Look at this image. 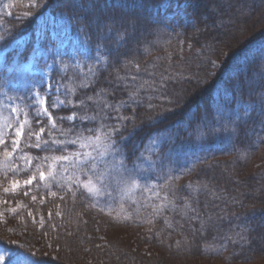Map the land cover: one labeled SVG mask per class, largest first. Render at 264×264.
Here are the masks:
<instances>
[{
  "label": "trees",
  "instance_id": "obj_1",
  "mask_svg": "<svg viewBox=\"0 0 264 264\" xmlns=\"http://www.w3.org/2000/svg\"><path fill=\"white\" fill-rule=\"evenodd\" d=\"M164 1L166 0H41L40 2L46 6L39 9L28 23L20 24L14 17H8L2 22L0 35L5 36V33L9 32L13 35L11 37H14L22 31L26 34L25 40L8 46L10 48L5 54L1 67L10 66L19 59H28L34 43L44 36L50 37L51 28H62L67 24L71 27L69 31L79 32L93 50L101 49L99 52L109 58V63L97 67L98 74L94 78L96 81L94 84L84 81L89 83V87H78L80 81L77 74L72 71L56 72L58 74L56 80L62 85L68 82V77L73 73L72 83L76 86V95L72 97L73 100L94 95L97 89L104 88L109 90L110 94L107 97L109 102L114 104L116 101H128L131 107L121 108V113L125 116H134L136 123L143 129L137 130L131 139H127L128 133L133 130L132 121H127L125 122L127 128L121 127L120 135L116 136L120 148L127 157L128 167L133 169V162L142 152L145 157L147 154L150 155L151 159L156 161L155 167L149 168L145 164L143 171L138 175L134 172L137 179L143 187L158 186L160 197L163 198L164 193L167 192L169 199L171 198L170 200H173L176 205L175 207L169 205L159 215H154L153 223L156 229L147 232L145 220L153 215L152 206L155 205L156 200L151 192L140 188L123 197L118 196V191H112L114 197H110L115 198L114 201L118 197H123L127 203H134L133 209H139L140 215L133 216L131 219L123 217L120 215V206H118L116 210L111 209L105 217L103 214L106 215V212L98 208V203H95L93 196L81 188L76 183V179L71 182L68 180L69 184L61 191L62 198L58 202L56 200V204L60 203L57 208L61 218L53 222V226H49L46 233L47 235L50 233L49 236L52 238L55 236L57 241H63V244L73 246L77 243L75 234L101 218V223L104 225L137 229L140 231L137 233L143 240L167 245L170 247L169 251H172L167 256L168 260H173L175 257L181 259L188 257L195 261L204 257L223 258L234 263H249L264 258V229H261V224L264 223V204H262L264 203V177H257L260 175L258 171L255 173L242 167L256 160L259 153L264 156V69L261 70V60L264 57V30H260L259 33V30L248 32V34L256 35L245 40L242 45H239L238 41L232 44L229 49H237L230 53L232 57L222 59V65L217 69L211 71L203 62L198 63L197 58L195 60L193 57L189 58L191 53L186 56V64L184 62L182 65L174 66L169 56L171 49H167L170 48L168 43L162 42L155 45L153 42L167 25L164 18L162 19L164 14L148 10L149 5L161 4ZM168 1L171 2L168 12L172 11L173 4L179 8L182 3L185 4L188 16L182 20L180 28L191 36L195 35L193 29L200 30L201 24L204 25L202 29L204 31L200 35L211 33L206 24L215 18L217 13L225 20H230L234 15V23L238 19L246 20L244 18L242 20V16L234 7L235 11L231 10L232 14H227L225 10L221 12V8L226 6L212 12L210 6L215 3L208 5L204 3V0ZM239 1L242 0L233 1V5L236 6ZM250 1H253L254 5L264 2V0ZM113 3L116 7L111 6ZM220 3L221 1L217 5ZM210 11L212 13H209ZM60 16L65 17V22L63 18H59ZM122 19L135 21V27L129 28L124 39L118 35ZM112 21L116 22V29L109 32L106 30V25ZM231 25L232 23L227 26ZM147 31L148 33L145 34ZM143 34L145 35L141 36ZM259 42H262L263 46L258 50L254 49ZM133 44L137 46L131 51L130 47ZM129 60L140 65L139 73H135L134 70L129 73L126 67ZM177 60L179 59L176 58L173 61L177 62ZM179 62L182 61L179 60ZM131 74H135L137 79L129 83L127 88L123 81L116 79L117 75L130 79ZM141 84L144 86L139 88L136 103H132L129 100L128 91L135 90ZM194 84H201L202 88L195 91L194 89L188 91L187 88L185 95L182 98L179 97L184 85L189 87ZM61 89L59 96L64 99L62 93L65 89L63 87ZM192 90L194 92H190ZM16 93L21 102V108L29 113L32 130L39 131L40 127H45L48 119L37 117L31 111L34 99L32 92L24 89ZM53 100L55 98L50 97L48 104H51ZM224 102L226 104L223 105ZM238 103L247 106L245 115L243 112L241 115L231 112ZM149 104L153 107L149 108ZM132 108H135L134 112ZM49 111L53 117H66L73 111H79L83 115L85 111L92 114L98 109L92 101H87L86 108L62 106L56 109L49 108ZM105 111L109 113L110 118L103 122L115 125L117 123L113 118L115 113L110 110ZM150 117L153 119L150 120ZM38 119L39 124L36 123ZM92 122L95 123L64 120L61 126L68 129L73 127L74 123L76 130H81L95 127L99 121ZM199 126H202L200 130ZM199 131L208 133L206 137L202 133L207 140L204 144H200L197 140L196 132ZM9 132L11 135L13 129H9ZM87 134L85 132V135ZM121 135L125 137L124 140H120ZM150 135L152 139H159L158 143L151 144ZM21 138L17 156L25 152L33 157L41 158L64 154L63 148L52 145L51 141L49 147L37 149L26 146L24 137ZM43 138H48L47 129ZM55 138L65 139L58 132ZM34 142L35 137H32L30 143ZM6 144L11 151L9 138ZM64 147L68 152L76 149V146L71 144ZM3 150L4 146L0 145V153H3ZM22 163L26 162L22 161ZM37 163L42 162L33 160L32 166H27L24 173L35 172ZM233 164L236 165L235 168ZM82 174L80 180L89 176ZM169 176L172 177L169 182L171 189L162 187ZM189 182L191 187L188 186ZM129 196L133 201L127 198ZM185 198L195 211L184 207ZM143 214L144 222L140 218ZM130 215L134 214L129 212ZM195 216L199 218L194 219ZM8 236L0 220V243H4ZM108 238L115 239L117 236L110 234ZM131 239L133 238L127 239L121 246L116 245L126 251ZM89 241L93 243L94 239L89 238ZM92 245H94L93 252L97 253V259L100 256L102 262H111L107 247L96 246L94 243ZM110 245L111 243L106 246ZM60 248L58 245L57 251ZM76 255L77 253L73 252L69 257L76 260ZM144 255L142 254V257H145ZM49 260L51 264H59V260L62 259L59 258L58 253L54 261L51 258Z\"/></svg>",
  "mask_w": 264,
  "mask_h": 264
},
{
  "label": "rangeland",
  "instance_id": "obj_2",
  "mask_svg": "<svg viewBox=\"0 0 264 264\" xmlns=\"http://www.w3.org/2000/svg\"><path fill=\"white\" fill-rule=\"evenodd\" d=\"M220 1V5H217V3ZM229 1L204 0V3L208 5L215 3V5H211L212 7L210 6V10L212 12H214V10L217 8L226 6L225 8H221V12L222 10H225L227 14H232L231 12L235 11L234 8H237V13L242 16V20L243 18L246 20L241 21L238 19V21L234 23V15L232 18H230V20H225L224 17L220 18L219 13H217L216 17L211 19L210 22H208L209 24L207 23L208 25L206 24L208 30H210L211 33L213 32L212 34L208 32L204 35H200V33L204 31L202 30L204 29V25L201 24V26H199L200 30L198 28L193 29L195 31V35L193 36L187 35L180 28L182 20L188 16V11L184 3H182L181 8L173 4L174 7L172 8V11L169 12L167 10L171 6V2L168 0L161 4L149 5V11L158 14H164L162 19L164 18V22L167 24L158 33L157 37L155 38L156 40L153 41L154 44L156 45L162 42L168 43L170 48L167 49H171L169 56L174 66H179V64L182 65L184 62L186 64V56L188 54L190 55L191 53L189 58L193 57L194 60L197 58L196 61L198 63L203 62L206 64V68L209 70L212 71L215 68H219L222 65V59L232 57L230 56V53L237 49H229L232 44L238 41L239 45H242L245 40L256 35L251 33H249L251 34L249 35L248 32H251L252 30H259V33L260 30H264V2L254 5L253 1L242 0L237 2L235 6L233 5V1L235 0ZM32 3L33 0H0V29H2L3 26L2 22L6 21L8 17H14L15 21L20 22V24L24 22L28 23V20H31V18L39 11V9H41L30 7L29 5ZM211 11L209 13H212ZM25 13H31V15H25ZM15 14H17V16H15ZM59 18H63L65 22V17L60 16ZM230 23H232V25L227 26ZM69 29H71L69 24L62 28H51L50 37L44 36V38L40 39L37 43H34L28 59L20 60L15 63L13 62L11 66H0V114L9 116L8 123H13L15 119L14 114H10V108L8 106H15L19 109H23L21 108V102L19 98H17L16 92L18 90L31 89L32 94L36 91H40L47 97V103L50 97L56 99V97L62 92V89H60V93L55 91L56 85L59 84L56 80L58 75L56 72H61L62 70L59 62L55 64L53 63V60L57 59V57L53 55V52L61 53L59 59L62 60L64 64L69 65L68 70L62 72H75L74 74H77L79 81L81 80L83 74L79 69L72 67V65L79 61L80 64L84 66V71L86 72L88 65L96 63L95 58L98 54L104 56L101 52H99L101 49L93 50L90 47L91 45L88 43V41L84 39L79 32L72 31L71 33ZM54 30H56V32H54ZM147 33L148 31L145 32V34ZM25 34L26 33L22 31L17 36L14 35V37H11L13 35H11L9 32L5 33V38L0 40V65L1 63L3 64L6 50L10 48L8 46L13 45L14 43H20L22 40H25ZM145 34L141 36H144ZM218 41L219 43L217 44ZM136 46V44H133L130 47V50H135ZM262 46L263 43L259 42L254 49L258 50ZM42 48L44 51H41ZM48 49H51L52 52L47 51ZM85 49L87 50L86 52L84 51ZM227 49L231 51H228ZM173 53L174 55H172ZM221 53H224V55H221ZM176 58L182 62H179V60L174 62L173 60ZM213 61L215 62V66L212 63ZM261 62V70L263 71L264 57H262ZM46 65H50V67H46ZM73 73H71V76ZM41 78L44 79L45 83L36 84V81H39ZM34 84L35 87H33ZM49 84L52 85L51 90L45 91ZM186 86L187 85H184L181 88V92L179 94L180 98L185 95V89L187 88L188 91L190 89H194L195 91L196 89L202 88L201 84H194L190 85L189 87ZM194 91L192 90L190 92ZM189 94L191 95L192 93ZM226 98H228V96ZM224 104H226V102H224L223 105ZM246 109V105L238 103L231 109V112L235 115H241L243 112L245 115ZM23 110L26 112L25 109ZM41 117L47 118L45 116ZM20 118L23 119L22 113ZM90 123L92 124L95 122ZM91 127L93 128L94 126ZM201 128L202 126H199V130ZM9 129L11 128L5 127L4 131L10 134ZM196 133L198 142L200 144L206 143L207 140L205 137L208 133L206 134L203 131ZM202 133L205 137H203ZM7 138L8 137L5 138L6 142ZM155 140L156 143H158L159 139ZM76 148H78V146H76ZM16 154L17 152L13 154V157L9 161H7V166H5L4 163H0V220L2 222V226L4 225L5 231L9 234V239L6 238L4 243H0V251L9 248L16 249L17 245H24L28 251L36 253V257L39 259L40 264H51L49 259L51 258L54 261V258L58 256V253L59 258L62 259L59 260V264H115L117 262V264H262V261H264V258H261L249 263H234L228 262V260L226 261L223 258L209 259L204 257H201V259L195 261H192L194 259L188 257L183 259L175 257L173 260H168L167 256H169L172 251H169L170 247L167 245H161L162 243L158 244L157 242L150 243L149 241L143 240L142 236L137 233H140V231L137 229L122 228L110 224L104 225L101 223V218H98L96 222H94L92 225L90 224L85 230L83 229L75 234V237L77 236L76 245L69 246L63 244V241H57L55 236H53V238L50 237V233L47 235L46 230L49 228V226H53V222H57V220L61 218V213L57 208L60 203L56 204V200L58 202L62 198L63 192L61 191L65 189L67 184H69L67 183L68 180L71 182L77 178L76 175L71 168L68 172H61V164L66 166L67 162H54L51 159L48 161L41 160L43 164L42 170L45 173L49 171V165H52L55 178L53 179L49 177L45 180H39V175L36 173V180H34L31 185H25L24 181L28 180L34 172L25 174L24 169L28 165L26 163H22V160L19 159L20 156H16ZM54 156L59 155L57 154ZM149 156L150 155L148 154L146 155V157ZM45 157L51 158L53 156L48 155ZM104 159L110 160L111 157H105ZM257 159H254L252 163L242 165V167L251 172H260V175H257V177L261 178L262 176L264 177V174H262L264 173V156L259 153ZM2 160L3 156L1 152L0 161ZM98 164L99 169L102 170L104 168V164L99 162ZM233 165L232 166L235 168L236 165ZM128 168L131 169L130 167ZM17 169L22 170L17 172ZM82 173L83 172L79 173V178L82 177ZM88 175L91 174L88 173ZM124 175L127 177L128 173H125ZM133 175H135V173H133ZM70 176L71 179H69ZM93 179H95V177H93ZM17 181L19 182L20 187H18L17 190L13 192L12 183ZM103 185H107V187H102L101 195H92L95 203H98V208H101L103 212H106H104L106 215L103 214V216L106 217L111 209L116 210L118 206H120V215L123 217L131 219L133 216L140 215L139 209H133L134 203H127V201L123 198L125 195L128 196V194H131L132 192H123V186L118 185L112 179V177H107L103 181ZM5 188L9 189L8 193L4 192ZM112 191H118V196L123 197H118V199L114 201L115 198H113L114 196ZM26 192L28 193L27 195H25ZM53 193L55 195H53ZM33 196L36 197L35 200L32 199ZM129 197L127 198L130 201H133L131 200L132 197ZM161 199V197L160 199L156 198L155 205L160 204ZM118 203L120 204L118 205ZM121 205H123V210H121ZM13 208L16 209L15 214L11 213L10 211V209ZM129 212L134 215L129 216ZM29 213H31V215H29ZM142 216H144V214L140 216L143 221L144 217ZM153 216L154 215H150L145 220V223L147 224V232H152L154 229H156L155 224L153 223ZM149 221H151V223H149ZM74 228L78 230L76 227ZM261 229H264V223L261 224ZM110 234L116 235L117 238L109 239L108 235ZM89 238L94 239L93 243L96 246L108 248V252L111 255V262H102L100 256L97 259L96 251L93 252L94 245H92L93 243L89 241ZM129 238H133L130 240V246L128 248L129 250L126 248L127 250L124 251L121 247H117V245L121 246V244L125 243ZM110 243V246H106ZM58 245L61 247L59 251H57ZM73 252L77 253L75 256V258H77L76 260H72L69 257L73 254ZM142 254H145V257H142Z\"/></svg>",
  "mask_w": 264,
  "mask_h": 264
},
{
  "label": "snow or ice",
  "instance_id": "obj_3",
  "mask_svg": "<svg viewBox=\"0 0 264 264\" xmlns=\"http://www.w3.org/2000/svg\"><path fill=\"white\" fill-rule=\"evenodd\" d=\"M30 7L43 8L46 4L41 3L40 0H33V3L29 5ZM108 5L106 4V7ZM112 7H116V4L113 3ZM189 6H191L189 4ZM25 15H31V13H25ZM135 27V21L131 20H123L120 23V30L118 31V35L121 39H124L129 28ZM116 29V22L112 21L108 25H106V30L111 32ZM4 36L0 35V40H3ZM41 51H44L42 48ZM47 51L52 52L51 49ZM87 51L86 49L84 50ZM53 55L57 57V59L53 60V63H60L61 70L67 71L69 68L68 64H64L62 60H60L61 53L53 52ZM224 55V53H221ZM96 63L87 66V71H84V66L77 61L72 67L79 69L83 74L82 78L77 85L80 88H88L89 83H85L84 81H90L91 83H95V77L98 74L97 66H104L109 63V58L107 56L97 55ZM215 66V62H212ZM46 67H50V65H46ZM126 67L128 68L129 73H132L133 70L135 73H139L141 71V67L139 64H134L133 61H127ZM117 81H123L126 88L127 85L131 82H135L137 76L135 74L130 75V79L127 77H121L117 75ZM73 77H68V82L64 84H57L55 91L60 93L61 87L65 89L62 93L64 99H61L58 95L55 100L51 104L47 103V97L40 91H36L33 93L34 99L32 101L31 111L35 113L37 117L45 116L48 119V124L45 127H40L39 131H33L31 127V119L29 117V113L25 112L23 109H19L15 106H8L10 108V114H14L13 123H8L9 116H4L0 114V145L4 146V150L2 153L3 160L0 163H4L7 166V161H9L13 154L18 151L20 148L21 137H24L26 146L34 147L37 149L47 148L49 147V142L51 141L52 145H57L63 148V153L59 156L49 157H33L29 153H23L19 157L22 161H25L26 164L31 167L33 160H43L48 161L51 159L54 162H67V165L61 164V172H68L71 168L76 175V183L79 184L81 188H83L90 195H101L102 187L106 188L107 185H103V181L107 177H112V179L118 184L123 186L122 191L125 193H131L136 189L143 188L144 191L151 192L152 196L160 199V192L157 190L156 185H153L151 188L143 187L139 180L135 178L133 175L134 172L138 175L143 171L144 165L147 164L149 168H154L156 165V161H153L151 157H145L142 152L139 157L136 158V161L133 162V169L128 168L127 157L125 153L119 146V142L116 140V136L120 135L121 127L127 128V124L125 122L132 121V131L128 133L127 139H131L132 136L135 135L137 130H143L139 124L136 123L134 116H125L121 113V108L125 106L131 107L128 101H116L114 104L109 102L107 97L110 94L108 89L100 88L97 89L94 95L85 96L78 100H73L72 97L76 95V86H73ZM45 81L41 78L39 81H36V84H44ZM141 84L135 90L128 91L129 100L132 103H136V97L139 92V88L143 87ZM35 87V84L33 85ZM52 85L49 84L45 91L51 90ZM31 92L32 90L29 89ZM114 94V93H112ZM11 99V98H10ZM87 101H92V104L95 106L98 111L89 114L88 112H84L83 115L80 114L79 111H73L68 116H60L53 117L52 113L49 111V108L56 109L62 106H72L74 108H86ZM149 108H152L153 105L149 104ZM105 110H110L115 113V117H113L117 123L115 125L105 124L103 121L109 119V113ZM132 111H135V108H132ZM21 113L23 114V119L20 118ZM150 120L153 118H149ZM64 120L69 122H75L77 120L83 121H99L97 125L93 128L76 130V125L73 123V127L64 129L61 124ZM58 121L60 123H58ZM37 124L40 123L38 119L36 121ZM17 125L13 127V125ZM11 128L13 132L11 135L4 131V128ZM27 131L25 132V129ZM47 129V139L43 138V134ZM59 133L60 136L65 137V139H56V133ZM85 132L88 134L85 135ZM6 137L11 140V151H9V147L6 144ZM35 137V142L30 143L31 138ZM124 136H120V140H124ZM149 141L151 144L155 145L156 140L152 139L151 135L149 136ZM74 145L78 146L76 150L68 152L67 148L64 147L66 145ZM105 157H111L110 160H105ZM99 163L104 164V168L102 170L99 169ZM43 164L37 163L35 165V172L33 175L26 181H24L25 185H31L34 180H36V173L38 172L39 180H45L49 177L55 178L54 172L52 169V165H49V171L45 173L43 170ZM22 169H17V172ZM91 173V175L87 176L86 179L80 180L79 173ZM125 173H128V176L125 177ZM95 177V179H93ZM71 179V176L69 177ZM172 180V177H168V180L165 182V185L162 187H167L171 189V184L169 183ZM189 187H191V182H189ZM20 187L19 182L12 183V191L15 192L17 188ZM5 193L9 192L8 188L4 189ZM28 193L26 192L25 195ZM53 195H55L53 193ZM33 200L36 199L35 196L32 197ZM171 205L175 207L173 200L169 199L168 193L165 192L163 198L161 199V203L157 205H153V215H159L160 212ZM184 207L188 210L195 211L192 209L190 202L187 198H185ZM121 210H123V205H121ZM11 213L15 214L16 209H10ZM31 215V213H29ZM194 219H198V216L193 217ZM151 223V221H149ZM0 264H40L39 259L36 257L35 252H30L26 249L24 245H17L16 249H5L0 251ZM264 264V261H262Z\"/></svg>",
  "mask_w": 264,
  "mask_h": 264
}]
</instances>
